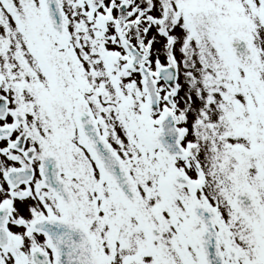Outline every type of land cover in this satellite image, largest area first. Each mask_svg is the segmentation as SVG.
Listing matches in <instances>:
<instances>
[{"label": "snow or ice", "instance_id": "1", "mask_svg": "<svg viewBox=\"0 0 264 264\" xmlns=\"http://www.w3.org/2000/svg\"><path fill=\"white\" fill-rule=\"evenodd\" d=\"M0 264H264V0H0Z\"/></svg>", "mask_w": 264, "mask_h": 264}]
</instances>
